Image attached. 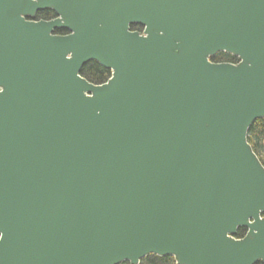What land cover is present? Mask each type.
I'll return each instance as SVG.
<instances>
[{"label": "water", "instance_id": "water-1", "mask_svg": "<svg viewBox=\"0 0 264 264\" xmlns=\"http://www.w3.org/2000/svg\"><path fill=\"white\" fill-rule=\"evenodd\" d=\"M262 118L264 0H0V264H264Z\"/></svg>", "mask_w": 264, "mask_h": 264}, {"label": "trees", "instance_id": "trees-1", "mask_svg": "<svg viewBox=\"0 0 264 264\" xmlns=\"http://www.w3.org/2000/svg\"><path fill=\"white\" fill-rule=\"evenodd\" d=\"M54 13L50 10H44L36 14V20H49L54 18ZM131 30L141 31L142 27L139 25H132ZM64 31H56V33H63ZM212 62H229L236 63L237 58L225 54L223 52L217 53L210 58ZM80 75L92 84H103L110 76L109 70L103 68L95 61L86 63L80 71ZM247 141L251 145L254 153L264 166V118L254 121L249 128L247 134ZM245 234V230L240 228L237 230L235 237L241 238ZM120 264H130L129 262H122ZM138 264H175L173 257L165 256L159 257L156 255H148L141 259Z\"/></svg>", "mask_w": 264, "mask_h": 264}, {"label": "flooded vegetation", "instance_id": "flooded-vegetation-1", "mask_svg": "<svg viewBox=\"0 0 264 264\" xmlns=\"http://www.w3.org/2000/svg\"><path fill=\"white\" fill-rule=\"evenodd\" d=\"M52 19V18H51ZM50 20V19H49ZM59 31H63V30H59ZM65 33V31L62 33V34H64ZM57 34H61V33H57ZM244 230H245V233H246V229L245 228H243Z\"/></svg>", "mask_w": 264, "mask_h": 264}]
</instances>
